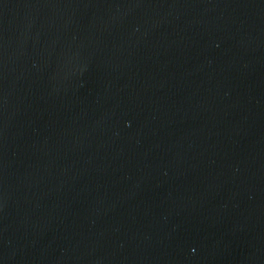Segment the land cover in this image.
<instances>
[{
	"label": "water",
	"instance_id": "95a60500",
	"mask_svg": "<svg viewBox=\"0 0 264 264\" xmlns=\"http://www.w3.org/2000/svg\"><path fill=\"white\" fill-rule=\"evenodd\" d=\"M0 264H264V0H0Z\"/></svg>",
	"mask_w": 264,
	"mask_h": 264
}]
</instances>
